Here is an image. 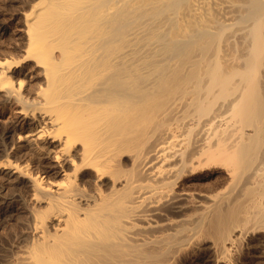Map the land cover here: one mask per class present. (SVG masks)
Masks as SVG:
<instances>
[{"label":"bare ground","instance_id":"obj_1","mask_svg":"<svg viewBox=\"0 0 264 264\" xmlns=\"http://www.w3.org/2000/svg\"><path fill=\"white\" fill-rule=\"evenodd\" d=\"M23 27L0 92L34 128L1 132L0 169L33 219L8 264H177L203 239L236 264L264 233V0H32ZM212 165L225 188H179Z\"/></svg>","mask_w":264,"mask_h":264},{"label":"rangeland","instance_id":"obj_2","mask_svg":"<svg viewBox=\"0 0 264 264\" xmlns=\"http://www.w3.org/2000/svg\"><path fill=\"white\" fill-rule=\"evenodd\" d=\"M30 2H32V0H0V23H1V25H0V58H3L6 55L9 57L10 56H14V57L15 56L16 57L22 56L23 48L25 45V43H24L25 41H23V40H25L24 32H23V28H24L23 27V21L25 19L26 12L29 9V3ZM28 63H30V62L29 61L26 62V64H28ZM26 64H24V67L22 69V74L26 75V79H27L26 81L28 83L27 88L30 90L33 89L32 91H36L34 89L35 88L37 89V87H39L40 84L43 83V81L41 79V75L39 74L36 65L34 66V64H33V66H32V64L31 65L30 64L26 65ZM32 87H34V88H32ZM1 95L2 94L0 92V154H2L3 149H5L4 148L5 147L4 142L1 138L2 137L1 132L5 128L11 127L12 125L17 127V132H14V133L12 132L13 134L11 133L6 137V139H7L6 142H8L7 146L9 148V150H11L12 141L13 140L17 141L19 130L22 129L23 134L26 135L29 132L30 125L33 124L32 128H34V121L28 120V122L22 123V120H21L22 117H17V115H18L17 114V107L18 106L15 105V103H13V105H12V102L6 101L5 98L2 97ZM12 136H14L15 138L12 139ZM43 144L44 143L41 142V145H43ZM47 146L50 149L52 148L51 144H47ZM40 147L37 148V151H39V152H37V153L35 152V155L30 154V153L29 154L26 153V155L24 157H26L27 159H31V160H32V158H33V160H37L39 158V153H40V157H42L41 155H47L46 153H48L49 150L46 152L44 150H41ZM31 153H33V152H31ZM22 154L24 155L25 153H21V155ZM37 155H38V157H37ZM2 158H0V160ZM212 167H213V165L209 167L210 169L207 167L206 168L204 167L205 169L202 168L200 170V168H199V169L195 170L196 172L194 171L189 176H187L188 178L187 177L183 178L179 182V188L183 187V188H188L191 190L194 189V191L195 190L198 191L200 189L201 192H200V190L198 192H196V193H200V194L204 193L205 191H206V193H204V194H210V192L212 193V191H213V193H214V191L216 192V190H215L216 188L217 189L218 188L220 189V187H221V189L223 187L225 188L226 176H225V174H221V173H223L222 172L223 169H221L220 167H217L215 165L213 168ZM216 167H217V169H216ZM220 169H221V171H220ZM10 172L12 173V171L10 169H2V168L0 169V187H1L0 188V201H3V200L12 201V200H14V201H12L13 203H12L11 207H8V210H7V208L4 207V205H3V209H0V264H3V263L8 264L11 261H13V259H11V256L13 257V255L16 253H13V255H9V254H12L11 252H12L13 248H15L14 251H17V250L20 251L21 246L24 245V247L21 249V251L26 249L25 246L27 244L26 243L27 241L22 240V241H20V243H18L16 238L23 235L24 231H22V230L26 229L25 225L27 226V224H25V223H28L33 219L32 218L33 214L30 212L31 208H29L31 206L30 200H32V197H30V196L32 194H30L31 192L26 187L19 184L16 181V178H15L16 175L13 176V175H11ZM219 176H221V177H219ZM59 177H57V179H59ZM198 180L201 182V184ZM202 181H204V182H202ZM1 184H3V185H1ZM209 186H212V188ZM197 197L202 198V197H200V195H197ZM25 198H26V200H25ZM27 204H29V205H27ZM27 220H28V222H27ZM263 234H264L263 232H261L259 234L258 233L255 234L252 237V240L250 239L251 236L245 237L244 240H246V241H243L244 248L243 247L241 248L242 251L236 250L235 251L236 253L234 252V254H235L234 257L235 258L237 257L236 264H238L237 263L238 260L241 261V262H239V264H264V235ZM255 236H257V237H255ZM205 241H207V242H204V239H203V241H201V240L196 241V242H194L195 247H193V243H192V245H189V249L187 246V248H185L186 250L183 251V254L182 255L180 254L181 257L179 258V260L181 259V261H179V263H177V264H216V260H214V259H216L217 252L215 251V248L212 247L214 245H212L211 239H209V240L205 239ZM16 242H17V245L18 244L20 245L21 243H23V244H21L20 246L19 245L17 246V245H15ZM200 242H202V243H200ZM208 242L210 244H208ZM196 243L197 244L200 243V244H198L200 246V248ZM11 244H13V245H11ZM248 244H249V246H248ZM250 244H251V246H250ZM243 249L245 251H243ZM186 251H187V253H186ZM238 252H240L239 253L240 255L238 254ZM242 252L244 254H242ZM17 253H18V251H17ZM19 253H21V252H19ZM236 254H237V256H236ZM245 256H246V258H245ZM238 258H240V259H238ZM7 259L9 262L7 261ZM242 259H243V261H242Z\"/></svg>","mask_w":264,"mask_h":264}]
</instances>
